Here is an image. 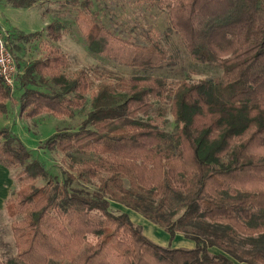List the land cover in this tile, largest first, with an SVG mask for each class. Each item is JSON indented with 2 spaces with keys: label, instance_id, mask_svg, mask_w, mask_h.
<instances>
[{
  "label": "trees",
  "instance_id": "1",
  "mask_svg": "<svg viewBox=\"0 0 264 264\" xmlns=\"http://www.w3.org/2000/svg\"><path fill=\"white\" fill-rule=\"evenodd\" d=\"M0 2L72 6L89 52L136 70L121 89L94 87L86 71H67L59 21L14 35L38 40L41 52L17 77L20 114L73 119L89 103L76 131L39 145L62 156L56 175L0 128V165L20 184L6 204L24 215L10 225L19 263L264 264V0H139L166 13L165 35H178L191 61L221 68L197 83L150 75L175 67V57L150 32L133 42L103 27L92 0ZM9 97L0 80V112ZM165 112L170 133L156 124ZM113 203L195 246L154 243Z\"/></svg>",
  "mask_w": 264,
  "mask_h": 264
},
{
  "label": "rangeland",
  "instance_id": "2",
  "mask_svg": "<svg viewBox=\"0 0 264 264\" xmlns=\"http://www.w3.org/2000/svg\"><path fill=\"white\" fill-rule=\"evenodd\" d=\"M92 3L94 5L93 11L97 12L99 16L97 21L115 35L137 42L134 33L140 32L138 34L140 38L142 33L150 32L152 40L175 57V67L155 70L150 72V75L164 77L172 83L181 81L197 83L213 80L222 73L221 68L216 65L191 61L185 43L180 40V37L175 34L165 35L168 18L164 11L152 9L148 5L140 3L139 0H92ZM75 15L76 8L72 6L60 9L57 5H37L22 10L14 9L5 3L0 4V25L9 31L10 36L21 32L25 34L41 32L47 24L57 20L63 24L64 28L62 39L57 46L68 60L67 71H86L90 83L94 87L102 82H107L121 89V82L133 76L136 70L90 53L83 36L74 23ZM45 22L47 24L43 25ZM12 27L19 32L14 31ZM18 42L25 50L24 55L17 56L13 53V56L16 65L20 67L19 73H21L25 65L41 56V52L38 40ZM18 96V91H10L9 100L5 104L6 110L4 113L0 112V128L7 127L30 151L32 157L50 172L51 176L56 175L60 172L58 166L61 165L63 169H66L62 162V156L41 150L39 145L55 133L76 131L86 112L89 111V103L87 101L84 108L77 111L73 119H54L49 116L26 119L24 115L18 112L16 100ZM156 124L168 133L174 130L173 120L168 112H165L163 118ZM4 169L0 175V259L5 264H21L16 259L10 225L18 217L24 215L16 212L10 214L6 205L11 192L18 190L20 184L15 179L16 173L14 171ZM86 188L89 190L91 186L86 185ZM5 193L8 194L7 197H5ZM113 204L114 212L123 211L127 213L133 223L143 227L145 236L154 243L163 246L170 245L173 248H193L195 246L193 241L181 235L170 241L167 233L154 224L131 210ZM214 252L219 254L216 250Z\"/></svg>",
  "mask_w": 264,
  "mask_h": 264
},
{
  "label": "built area",
  "instance_id": "3",
  "mask_svg": "<svg viewBox=\"0 0 264 264\" xmlns=\"http://www.w3.org/2000/svg\"><path fill=\"white\" fill-rule=\"evenodd\" d=\"M7 37L6 30L0 25V80L10 91H14L19 71L14 56L7 47Z\"/></svg>",
  "mask_w": 264,
  "mask_h": 264
},
{
  "label": "crops",
  "instance_id": "4",
  "mask_svg": "<svg viewBox=\"0 0 264 264\" xmlns=\"http://www.w3.org/2000/svg\"><path fill=\"white\" fill-rule=\"evenodd\" d=\"M0 4H3V2H0ZM7 5V4H6ZM47 23L45 22L43 25H46ZM48 25V24H47ZM46 25V26H47ZM13 28V30L14 31H18L16 28H14V27H12ZM43 30V29H42ZM6 32H7V34H8V37H7V41H8V46H9V42H10V48L11 49H13L14 50V52H15V55H24V52H25V50H23L22 48H23V46H21L20 45V43L15 39L16 37H14V35H9V31H7L6 30ZM19 32V31H18ZM22 33H24V32H22ZM25 34V33H24ZM31 34H33V33H31ZM59 44H60V42H59ZM22 72V71H21ZM2 169H4L1 165H0V175H1V172H2ZM5 170V169H4ZM5 173V172H4ZM5 195V197H7V195H6V193L4 194Z\"/></svg>",
  "mask_w": 264,
  "mask_h": 264
}]
</instances>
